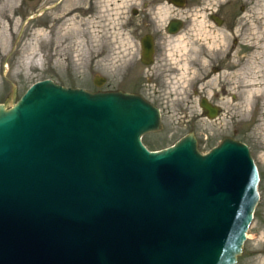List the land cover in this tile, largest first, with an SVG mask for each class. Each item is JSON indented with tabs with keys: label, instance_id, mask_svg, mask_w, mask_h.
<instances>
[{
	"label": "water",
	"instance_id": "1",
	"mask_svg": "<svg viewBox=\"0 0 264 264\" xmlns=\"http://www.w3.org/2000/svg\"><path fill=\"white\" fill-rule=\"evenodd\" d=\"M160 128L137 94L50 78L0 103V264H236L260 200L249 146L202 153L191 132L150 151Z\"/></svg>",
	"mask_w": 264,
	"mask_h": 264
},
{
	"label": "rangeland",
	"instance_id": "2",
	"mask_svg": "<svg viewBox=\"0 0 264 264\" xmlns=\"http://www.w3.org/2000/svg\"><path fill=\"white\" fill-rule=\"evenodd\" d=\"M59 1L0 0V49L3 53L0 68L11 69L12 82L19 87L18 97L33 83L46 78L93 92L117 90L121 86V69L137 56L142 36L150 31L161 32L168 21L177 16L186 21L192 32L186 40L203 47L209 54L214 51L215 26L218 25L209 14L218 10L225 18L222 24L225 30H218L221 35L232 32L234 25V110H230V116L225 111L223 117L229 119L224 128L218 126L217 120L200 116L198 99L201 96H194L191 89H187L181 95L175 93L172 99L175 102L179 96L184 99L190 96L194 103L189 106V113L194 115V123L179 129L175 127L177 116H170L163 123L165 131L158 137L152 136V140L157 148L158 144L172 143L181 133L193 129L203 153L217 145L223 135L249 146L260 173V200L236 264H264V0H186L183 7L169 4L167 0H118L122 7L117 10L121 9L122 15L101 14L92 18L84 12L86 0ZM53 4L55 6L43 15L35 16ZM73 7L74 13L65 14ZM134 7L141 9L139 16L132 15ZM31 16L34 17L30 19ZM54 20H60L61 26H53ZM48 21L50 26L43 25ZM102 47L106 55L97 58ZM9 54L10 61L3 67L1 61ZM207 61L205 58L202 61L206 70ZM97 76L106 78L102 86L95 84ZM199 91L210 98L212 81L204 82ZM12 95L10 82L0 77V103ZM163 114L165 119L166 112ZM172 133L174 136L170 138ZM162 138L166 140L158 141Z\"/></svg>",
	"mask_w": 264,
	"mask_h": 264
},
{
	"label": "flooded vegetation",
	"instance_id": "3",
	"mask_svg": "<svg viewBox=\"0 0 264 264\" xmlns=\"http://www.w3.org/2000/svg\"><path fill=\"white\" fill-rule=\"evenodd\" d=\"M61 1L62 0L58 3H61ZM167 1L169 4H172V0ZM120 7H122V4L118 2V0H86L84 12L88 18L101 14L113 15L119 13L122 15V10H117ZM74 9L75 7L65 11V14L74 13ZM46 11L48 10L41 12L38 16L43 15ZM131 11L133 16H139L141 13V9L136 7L132 8ZM146 14L147 13H144V15ZM209 17L217 24L220 22V25L218 24L215 26V36L217 40L212 54H209L203 47L194 46L186 40L192 32L188 30L186 21L177 16L169 20L161 32L150 31L142 36L143 38L148 34L153 44L152 54L150 58H148L149 63H144L142 61V47L140 46L137 56L132 61L126 63L121 69L119 77L121 86L117 90L137 94L145 101L157 107L160 111L161 128L159 130L145 132L141 135L142 142L149 150L163 149L174 144L191 132L195 134L199 143L195 130L190 129L186 133H181L174 142L165 145L161 144V146L158 144V147L154 148L156 142H153L152 136L158 137L157 135H159V133L165 131V125H163V123L167 121L168 112L172 107L177 108L182 116L189 115L191 120L189 123L185 122L175 127L180 129L182 126L186 127L195 121L194 115L189 113V106H192L194 103L193 100L190 99V96H188V98L186 96V99H184L185 101L181 102L179 99L182 98V96H179V99L173 102L172 95L175 93H180L181 95L183 92H187V89H191L194 96L196 94L200 95L201 97L198 99V105L201 111L199 113L200 116L209 119V110L207 111L201 106V102L206 100L215 114L213 120H217L219 122L218 126L222 128H224L225 123H227L226 120L229 119V117L224 119L223 116L225 111H227V115L230 116V110H234L235 95L233 82L235 66L233 60L236 48L234 25L231 27L232 32L228 31L226 34L221 35L218 30H225L222 26L226 21L225 18L221 17L218 10L210 13ZM177 21L181 22V24H172V22ZM43 25L50 26L51 23L48 21L43 23ZM52 25L59 27L61 26V21L54 20ZM209 32L210 31H207V33ZM212 32H215V30H212ZM208 38L210 39L211 36ZM118 52L120 51L118 50ZM1 54L3 53L0 49V55ZM9 55L8 58L2 59L1 64L3 67H7L6 65H8V61H10L11 58V54ZM96 55L97 58L105 56L106 49L102 47ZM204 58L209 60L207 61L208 70L203 66L202 61ZM6 61L7 63L5 65ZM11 75L12 72L10 68H0V77H2L3 81L10 82L12 92H15L16 98L19 99L23 94L18 97L19 87L12 82ZM18 78L20 79L21 76ZM189 80L190 83L187 82ZM210 80L212 81V93L209 98V96L204 93L200 94L199 88L204 82ZM229 96H231V100ZM164 112H166L165 119ZM202 113L204 114L202 115ZM201 125L204 126L205 124L201 123ZM175 127L172 126V129H174L173 131H175ZM178 128L176 130H179ZM200 128L202 129V127ZM172 135L173 133L170 135V138L174 136ZM226 137L231 136L223 135L221 138L223 140ZM164 140H166V138H162V140L158 141L163 142Z\"/></svg>",
	"mask_w": 264,
	"mask_h": 264
},
{
	"label": "bare ground",
	"instance_id": "4",
	"mask_svg": "<svg viewBox=\"0 0 264 264\" xmlns=\"http://www.w3.org/2000/svg\"><path fill=\"white\" fill-rule=\"evenodd\" d=\"M179 99V98H178ZM181 102H183L184 101V97H182V98H180L179 99ZM204 113H202V115H203ZM170 116H172V117H175V116H177V120H176V123H177V125L178 124H183V123H189L191 120H190V116L189 115H187V116H182L181 114H180V112L177 110V108H175V107H172L170 110H169V112H168V118L170 117ZM186 118H188V119H186ZM209 119H213L212 117H208Z\"/></svg>",
	"mask_w": 264,
	"mask_h": 264
}]
</instances>
